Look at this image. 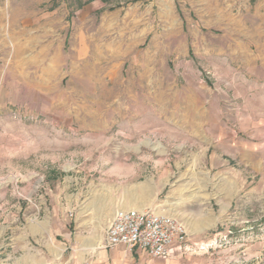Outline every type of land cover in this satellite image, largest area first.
<instances>
[{"label":"rangeland","instance_id":"rangeland-1","mask_svg":"<svg viewBox=\"0 0 264 264\" xmlns=\"http://www.w3.org/2000/svg\"><path fill=\"white\" fill-rule=\"evenodd\" d=\"M172 189H235L213 264H264V0H0V264Z\"/></svg>","mask_w":264,"mask_h":264},{"label":"crops","instance_id":"crops-1","mask_svg":"<svg viewBox=\"0 0 264 264\" xmlns=\"http://www.w3.org/2000/svg\"><path fill=\"white\" fill-rule=\"evenodd\" d=\"M235 187V186H233ZM238 192L235 189L223 190L219 189L213 195L194 196L184 199L176 190L172 189L169 194L159 196L157 193L153 195L138 193L140 201L137 203L136 209L146 210L153 209L158 213L170 215L179 221H182L188 231L187 251H176L170 258L159 261L150 256L146 251L140 248H135L136 251H129L125 245L115 247L106 246L107 227L98 236L99 229H90L87 234L82 232L75 235H70V240L80 247L74 257L78 262L83 264H181L185 258V264H213L215 251L212 250H197L196 245L221 246L239 245L238 241L255 243V235L252 233L250 224L249 227L244 226L245 235L238 234L237 225L239 223V211L237 209ZM143 196L144 198H142ZM186 207L185 212L183 208ZM115 214L112 211L108 214L107 219L111 220ZM68 243H65L66 245ZM191 250V251H190ZM228 248L222 249V252L227 253ZM65 252V246H59L57 249V257ZM196 254V255H194ZM240 255L232 256L225 255L223 261L230 262L237 259ZM251 257V255H250ZM48 264V261L43 262Z\"/></svg>","mask_w":264,"mask_h":264},{"label":"built area","instance_id":"built-area-1","mask_svg":"<svg viewBox=\"0 0 264 264\" xmlns=\"http://www.w3.org/2000/svg\"><path fill=\"white\" fill-rule=\"evenodd\" d=\"M186 225L170 215L153 209L136 208L115 211L106 232V246L125 245L140 248L154 258L167 259L176 251H187ZM199 250H209L210 245H196ZM191 251V250H190Z\"/></svg>","mask_w":264,"mask_h":264},{"label":"trees","instance_id":"trees-1","mask_svg":"<svg viewBox=\"0 0 264 264\" xmlns=\"http://www.w3.org/2000/svg\"><path fill=\"white\" fill-rule=\"evenodd\" d=\"M104 1H108V0H104Z\"/></svg>","mask_w":264,"mask_h":264}]
</instances>
